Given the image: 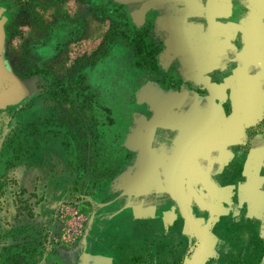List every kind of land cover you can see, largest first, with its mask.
Wrapping results in <instances>:
<instances>
[{"label": "crops", "instance_id": "crops-1", "mask_svg": "<svg viewBox=\"0 0 264 264\" xmlns=\"http://www.w3.org/2000/svg\"><path fill=\"white\" fill-rule=\"evenodd\" d=\"M112 2L124 8L131 25L151 28L162 44L159 70L187 86L139 90L134 105L111 108L115 124L126 127L116 134L119 147L131 153L117 161L122 182L116 207L110 206L116 209L108 213L113 224L98 235L71 234L67 253L53 258L56 264H204L206 217L209 228L219 221L206 197L219 199L217 179L240 157L246 160L234 181L244 180V186L235 182L233 190L245 203L258 200L255 217L264 223V134L247 141L248 128L264 118V0ZM29 3L13 9L0 0V112L20 99L13 16H20L21 35L42 66L58 61L64 53L58 45L72 33L69 21L87 6L85 0ZM85 17L91 23L92 14ZM21 35L18 40H25ZM245 210L253 220V210Z\"/></svg>", "mask_w": 264, "mask_h": 264}, {"label": "rangeland", "instance_id": "rangeland-1", "mask_svg": "<svg viewBox=\"0 0 264 264\" xmlns=\"http://www.w3.org/2000/svg\"><path fill=\"white\" fill-rule=\"evenodd\" d=\"M6 1L13 9L30 4ZM85 1V12L80 10L79 18L69 21L72 33L66 32L63 46L58 45L64 53L57 55L58 61L42 66L31 57L28 36L21 35L20 16H13L14 89L19 90L20 99L0 112V179L27 164L46 169L49 177L44 179L47 199L39 207L40 235L9 243V248L0 250V264H56L53 255L67 253L68 237L75 234L74 229L78 237H86L109 228L113 223L109 224L108 213L116 209L110 206L116 207L113 203L122 182L116 179L121 166L117 161L131 154L119 147L116 134H123L126 127L123 121L115 124L111 108L134 105L139 90L187 86L182 79H167L159 68L136 65L130 40L112 28L122 23V15L128 20L124 8L112 0ZM88 12L91 23L85 17ZM20 35L25 40H18ZM148 37L160 43L151 28ZM94 62L99 63L92 70ZM32 93L36 94L31 97ZM8 115L11 118L3 131ZM247 139H251L248 132ZM247 147L246 143L244 152ZM245 160L240 157L223 169L217 179L219 199L206 197L215 210V221H219L209 228L211 216L206 217L204 264H264V223L255 217L260 203L249 198L245 203L244 196L233 190L236 183L244 186V180L234 181V174L241 172ZM246 207L253 210V220L245 217Z\"/></svg>", "mask_w": 264, "mask_h": 264}, {"label": "trees", "instance_id": "trees-1", "mask_svg": "<svg viewBox=\"0 0 264 264\" xmlns=\"http://www.w3.org/2000/svg\"><path fill=\"white\" fill-rule=\"evenodd\" d=\"M123 14H126L125 10H123ZM121 17L120 25L123 28L119 24L112 28L113 31L121 32L130 40L136 56V65L141 68L157 70L158 55L162 49L161 41L158 43L148 40L149 27L136 28L130 24L125 15ZM35 94L32 93L30 96ZM22 105L23 103L19 104V106ZM10 118L11 115H8L6 121L4 120L3 131ZM262 131H264V118L248 128V137L252 138ZM2 139L3 135L0 137V142L3 141ZM46 177H49L46 169L42 171L38 165L27 164L11 169L7 175L0 179V250L9 248V243L36 239L40 235L38 230L43 223L39 207L47 199L45 191L47 182L44 181Z\"/></svg>", "mask_w": 264, "mask_h": 264}, {"label": "built area", "instance_id": "built-area-1", "mask_svg": "<svg viewBox=\"0 0 264 264\" xmlns=\"http://www.w3.org/2000/svg\"><path fill=\"white\" fill-rule=\"evenodd\" d=\"M18 1H20L21 3L27 4V3H29L30 0H18ZM75 213L77 214V211H75ZM74 230H75V233H76V229H74ZM70 236H71V234H70Z\"/></svg>", "mask_w": 264, "mask_h": 264}]
</instances>
